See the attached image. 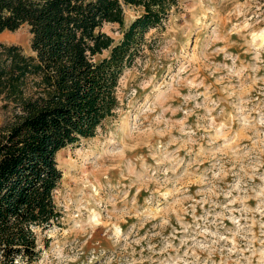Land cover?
I'll list each match as a JSON object with an SVG mask.
<instances>
[{"label": "rangeland", "instance_id": "rangeland-1", "mask_svg": "<svg viewBox=\"0 0 264 264\" xmlns=\"http://www.w3.org/2000/svg\"><path fill=\"white\" fill-rule=\"evenodd\" d=\"M140 14L104 32L119 42ZM118 96L57 155L63 220L38 231L37 264H264V0H179Z\"/></svg>", "mask_w": 264, "mask_h": 264}, {"label": "trees", "instance_id": "trees-1", "mask_svg": "<svg viewBox=\"0 0 264 264\" xmlns=\"http://www.w3.org/2000/svg\"><path fill=\"white\" fill-rule=\"evenodd\" d=\"M126 7L141 14L115 42L104 28H124ZM178 8L179 0H0V35H31L30 55L0 44V264L41 260L38 231L63 220L58 153L95 138L116 114L146 33Z\"/></svg>", "mask_w": 264, "mask_h": 264}]
</instances>
